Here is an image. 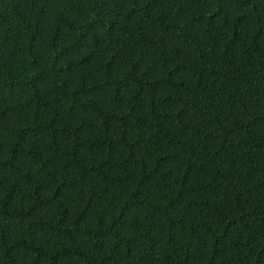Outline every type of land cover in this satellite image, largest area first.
I'll use <instances>...</instances> for the list:
<instances>
[{
  "label": "trees",
  "instance_id": "1",
  "mask_svg": "<svg viewBox=\"0 0 264 264\" xmlns=\"http://www.w3.org/2000/svg\"><path fill=\"white\" fill-rule=\"evenodd\" d=\"M0 264H264V0H0Z\"/></svg>",
  "mask_w": 264,
  "mask_h": 264
}]
</instances>
